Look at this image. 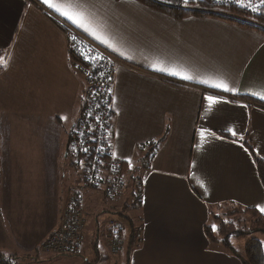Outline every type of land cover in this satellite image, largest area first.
Instances as JSON below:
<instances>
[{"label":"crops","instance_id":"crops-1","mask_svg":"<svg viewBox=\"0 0 264 264\" xmlns=\"http://www.w3.org/2000/svg\"><path fill=\"white\" fill-rule=\"evenodd\" d=\"M54 2H72L87 31L42 0H0L1 257L18 258L15 264H86L69 257L97 246L83 231L73 255L42 250L67 204L70 185L61 186V176L72 166L68 138L86 92L59 20L137 69L117 71L113 111L116 157L125 173L141 177L142 196L133 209L121 204L116 215L132 213L114 223L122 226L123 241L124 228L135 241L140 229L146 243L128 251L121 264H152L154 256L167 255L158 253L161 248L239 264L209 243L205 228L219 210L235 206L264 214V189L245 145L264 159V108L242 99L264 104V35L210 17L175 21L134 0ZM130 129L144 132L129 138ZM148 143L155 150L144 163ZM136 146L144 155L132 168ZM195 243V252L187 253ZM119 255L100 256L99 264L120 263Z\"/></svg>","mask_w":264,"mask_h":264},{"label":"built area","instance_id":"built-area-1","mask_svg":"<svg viewBox=\"0 0 264 264\" xmlns=\"http://www.w3.org/2000/svg\"><path fill=\"white\" fill-rule=\"evenodd\" d=\"M221 6H235L248 12L264 14L260 0H215ZM253 7L256 11H253ZM66 37L67 53L75 70L85 78L86 92L78 121L68 138V154L79 167L78 182L67 199L59 227L45 240L42 250L59 256L77 253L84 242L85 217L82 195L85 189L100 191L103 198L123 200L126 185L122 162L115 154L116 114L113 111L114 83L118 69L129 64L116 57L71 25L57 20ZM84 149H87L85 151ZM138 184H137V183ZM141 181H135L136 199L142 193ZM124 191V192H123ZM110 249L119 248L121 226L112 223Z\"/></svg>","mask_w":264,"mask_h":264},{"label":"trees","instance_id":"trees-1","mask_svg":"<svg viewBox=\"0 0 264 264\" xmlns=\"http://www.w3.org/2000/svg\"><path fill=\"white\" fill-rule=\"evenodd\" d=\"M116 1H120V0H116ZM134 1L144 6L145 8L155 10L175 21H182L189 18L201 19V18L210 17V18L221 19L226 22L235 23L239 27L256 30L264 35V14L262 13L248 12L247 10H243L241 8H237L231 5L229 6L217 5L213 3L212 0H187V3H185V0H134ZM1 57L2 54L0 53V69H1V60H2ZM242 99L249 100L253 102L254 105L264 108V104L260 101H257L249 97H243ZM150 143L144 146V149L146 148L149 152V154H147L143 159L144 163L148 161L151 152L155 150L154 144H150ZM245 145L248 151L253 155L256 174L261 186L264 189V159L259 158L258 156L255 155L254 152H252L249 143H246ZM125 172H127V170L125 169V165H123L122 166L123 176H125L124 175ZM134 180L141 181V177L134 175L131 178V184L128 187L127 195L132 193L130 191L132 188V182ZM135 181L133 182V186L135 184ZM133 193L134 195L137 193V190H135V186ZM233 211H237V214L239 215L240 213L242 214L244 213L245 215L249 216L250 221L248 223L250 222L252 223V228L248 230V228L246 227V223L243 221V219L242 221H239V218L236 219L234 217V220L233 219L228 220V219H224L225 217L221 218L220 216H214V220H216V223L214 226L212 225L205 228L206 237L208 238L209 242H212V244H214L213 243L214 237L212 231L215 230L216 234L222 238L221 242L224 243L227 252L230 253L232 257H234L239 262V264H264V246L257 239L258 233L264 234V214H261L254 208H248L243 206H235ZM119 215H121L120 218H122L123 220L127 219L126 216L122 215V213H120ZM230 215H233V213L226 215V217ZM233 222H236L237 224L240 225L239 226L237 224L234 225ZM105 233L106 235H108L107 244L109 247L110 255L111 256L119 255L122 249L121 246H119V248H117V250L114 251L110 249L109 236L111 234V228L109 227L107 228V230L105 229ZM122 233L123 230L121 228L119 235L121 236ZM231 237L240 238L241 241L240 253H238L237 251L238 248H235V246H230L229 239ZM221 242L218 244L220 245ZM126 254H128V252ZM96 256H97V262L99 263L98 260L100 258V254L98 253V251L96 252ZM118 258L119 256L117 257V259ZM17 259L18 258L15 257H12L10 259H4L1 257L0 264H15ZM116 263L118 264L119 262L118 261L114 262V264Z\"/></svg>","mask_w":264,"mask_h":264},{"label":"rangeland","instance_id":"rangeland-1","mask_svg":"<svg viewBox=\"0 0 264 264\" xmlns=\"http://www.w3.org/2000/svg\"><path fill=\"white\" fill-rule=\"evenodd\" d=\"M66 51H67V48H66ZM71 64H72V66L74 68V65H73L72 61H71ZM128 69H131L132 71L137 72V69H135L133 67L129 66ZM86 87H87V84L85 85V88ZM84 91H85V89H84ZM71 122H72V120L71 121L69 120L68 123L71 124ZM139 131L144 132V130L130 129L129 138L136 137V134ZM59 142L61 144V142H62L61 137L59 138ZM50 149H53L51 145H50ZM55 149L56 148H54L53 150H55ZM139 149H140L139 146H136L134 148V152L132 154V159L128 162V164L131 165L132 168L136 164H138V162L140 161L141 157L144 155L143 152H138ZM67 167H69V166H67ZM136 167H137V165H136ZM137 169H139V168H137ZM133 171H134V169H133ZM79 172H80V168L78 166L74 167L72 165L71 168L70 169H66V171L64 172V175L61 176V184H62L61 186L67 187V185H70L69 186V190H68L69 191L68 192L69 195H70L71 190L73 189V187L77 183V182L76 183L73 182L75 174H78ZM61 174H62V170H61ZM124 175H125L124 176V183H125V185L127 187L126 188V193H127L128 192V187L131 184V178L133 176L132 175H128L127 173H125ZM32 179H34V178H32ZM138 181H140V180H138ZM133 182H132V188H131V191H130L132 193H130L128 195L126 194L127 197L125 196V198H124L126 200L123 199L122 201L119 200V199H117V200L116 199L109 200L108 198H105V197L103 198V196L101 195L100 191H95L93 189H85V193L82 195L81 204H82V208H83V215L85 217V228H84L85 230L84 231H86L85 232L86 241L88 240V235L90 237L91 236L90 233H92V235L94 236V241L97 242V246H96V249H93V248H90V246L88 245L87 252L84 253V251H82V252L79 251L73 257H69V258H71L70 259L71 261L76 262V261L79 260L78 257H82V259L79 260L78 262H83L82 260L85 259L86 261L88 260L86 264H99L97 262V256H96V252L97 251H98V253L100 254L101 257H103V256L110 257L111 256L110 253H109V247H108V244H107L108 235H106L105 229H107V227L109 228L111 226L112 222L114 223V220L116 222H118V220L120 219L121 222H122V218H120L118 215H116L117 213L115 211V210H117V211L121 210V208H122L121 204H124V206L127 207V209L128 208L133 209L135 206H137V205L139 206L140 203L138 204V199H136V197H135V195L133 193L134 192V186H135V184L133 186ZM139 189H141V185H140ZM69 195H68V197H69ZM235 209H237V208H235ZM233 210H234V208L219 210L218 211L219 212L218 216H220L221 218L225 217L224 219H228V220H231V219L234 220V217L236 219L239 218V221H242V219H243V221L246 223V227L248 228V230L250 228H252V223L251 222L248 223L250 221V217L249 216L245 215L244 213L243 214L240 213V215H239V214H237V211H233ZM133 212H135V211H133ZM179 212H180V210H179ZM241 212H243V211H241ZM128 213L131 214L132 211H129V212H128V210L127 211L126 210L122 211V215H124L126 217H128L127 216ZM230 213H233V215H230V216L226 217V215H228ZM133 214L139 216L140 215L139 210L137 212L133 213ZM61 221H62V218L60 217V223H61ZM60 223H59V225H60ZM210 223L214 226L215 223H216V220H213V222L211 220ZM233 223H234V225L237 224L236 222H233ZM121 224L123 225V223H121ZM237 225L239 226L240 224H237ZM124 229H125V234L123 236L124 241L121 238L122 241L119 242L120 246L122 247L121 253L119 255V258H120V263L119 264H121V262L124 260L125 254L128 251H131V249L133 247H134L133 248V251H134L138 246H139V248L143 247L144 244L146 243L145 241H142L143 238H144L142 235L139 238V234H140V231H141L140 229H137L138 235L136 236V234H135L136 241L134 239H132V238L131 239L127 238L128 237L127 234H126L127 229L126 228H124ZM212 233H213V237H214V242H213L214 244H212V242H209V243L211 245H217L218 243L221 242L222 238L219 237L216 234L215 230H213ZM191 239L197 240L195 242H198V238H191ZM257 239L264 246V234L263 233H258ZM86 241L84 243L85 246L88 244V243H86ZM44 242H43V244H44ZM229 242H230V246H235V248H238L237 251H238V253H240V251H241L240 238L231 237L229 239ZM220 245L225 248V245H224L223 242H221ZM197 246H198V243L193 244L191 246V249H189L187 253L195 252L194 248H196ZM168 249L161 248V250H158V253H167V255L154 256L152 258L153 259L152 260V264H213V263H215L213 261V259H212L213 256H211V254L209 256H204V255H201V254L199 256H196V255H192V256L172 255L171 251L168 250ZM184 252L186 253V251H184ZM47 253H51L53 255H57V254H54L52 252H47ZM76 255H77V257H76ZM226 258H227V256H226ZM216 260H218V259H216ZM222 262H223L222 264H234V262L231 261V263H230L227 259L225 261H223V259H222Z\"/></svg>","mask_w":264,"mask_h":264},{"label":"snow or ice","instance_id":"snow-or-ice-1","mask_svg":"<svg viewBox=\"0 0 264 264\" xmlns=\"http://www.w3.org/2000/svg\"><path fill=\"white\" fill-rule=\"evenodd\" d=\"M42 3L46 4L49 8L54 9L61 16L66 17L73 24H76L78 27L84 28L87 31V28L85 27V19L86 18L84 16V14L82 12L76 11L75 5L72 2L58 3V2H54V0H42ZM185 3H187V0H185ZM260 4L264 5V0H260ZM252 10L256 11V8L253 7ZM173 74H175V73H173ZM184 78L187 79L188 77H184ZM217 87H221V85H217ZM223 87L226 91L229 90L226 85H224ZM207 99L209 101L215 102L213 97H207ZM261 99H264V96H262ZM233 135H235V133H233ZM84 150L87 151V149H84ZM261 211H264V209H261Z\"/></svg>","mask_w":264,"mask_h":264},{"label":"bare ground","instance_id":"bare-ground-1","mask_svg":"<svg viewBox=\"0 0 264 264\" xmlns=\"http://www.w3.org/2000/svg\"><path fill=\"white\" fill-rule=\"evenodd\" d=\"M212 2L215 3V4H217V3L215 2V0H212ZM217 5H219V4H217ZM54 254H55V253H54Z\"/></svg>","mask_w":264,"mask_h":264}]
</instances>
